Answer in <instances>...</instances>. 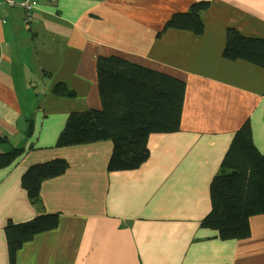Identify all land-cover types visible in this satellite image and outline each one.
Returning a JSON list of instances; mask_svg holds the SVG:
<instances>
[{
	"label": "crops",
	"instance_id": "obj_1",
	"mask_svg": "<svg viewBox=\"0 0 264 264\" xmlns=\"http://www.w3.org/2000/svg\"><path fill=\"white\" fill-rule=\"evenodd\" d=\"M28 13L0 0V264H10L8 223L45 212L58 226L16 252L15 264H264V215L251 235L222 239L201 221L210 184L248 120L264 154V67L224 56L228 27L264 38V0H207L204 31L167 27L203 0H37ZM116 54L185 81L180 129L152 133L137 169L109 171L111 140L57 146L72 112L99 109L98 59ZM63 82L74 96L53 93ZM64 158L39 205L22 177Z\"/></svg>",
	"mask_w": 264,
	"mask_h": 264
},
{
	"label": "trees",
	"instance_id": "obj_2",
	"mask_svg": "<svg viewBox=\"0 0 264 264\" xmlns=\"http://www.w3.org/2000/svg\"><path fill=\"white\" fill-rule=\"evenodd\" d=\"M207 0L195 2L189 12L177 13L167 27L204 31L201 12ZM224 56L244 59L264 67V38L244 36L228 27ZM185 81L166 72L130 61L119 55H102L98 59V87L102 106L72 112L62 129L57 146H71L111 140L113 151L109 171L139 168L149 157L148 140L152 133L180 129L185 99ZM60 96H74L75 91L63 82L53 87ZM22 151H0V167L10 163ZM69 163L64 158L31 165L22 184L33 204L41 203L40 190L46 179L64 174ZM211 211L201 221L203 227L218 232L222 239H244L251 235L250 217L264 215V154L253 143L247 120L236 132L222 163L210 184ZM59 214L45 212L21 223L6 226L10 264L16 252L35 234L58 226Z\"/></svg>",
	"mask_w": 264,
	"mask_h": 264
},
{
	"label": "built area",
	"instance_id": "obj_3",
	"mask_svg": "<svg viewBox=\"0 0 264 264\" xmlns=\"http://www.w3.org/2000/svg\"><path fill=\"white\" fill-rule=\"evenodd\" d=\"M8 5H20L23 9L28 13L27 21L30 22L32 20V14L38 4L37 0H5Z\"/></svg>",
	"mask_w": 264,
	"mask_h": 264
}]
</instances>
